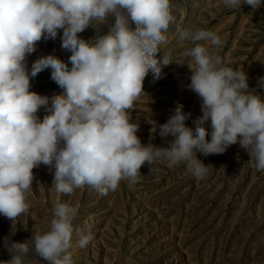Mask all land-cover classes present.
Instances as JSON below:
<instances>
[{"label":"clouds","instance_id":"obj_1","mask_svg":"<svg viewBox=\"0 0 264 264\" xmlns=\"http://www.w3.org/2000/svg\"><path fill=\"white\" fill-rule=\"evenodd\" d=\"M222 2L231 10L249 5L255 11L262 5V0ZM174 22L170 0H0V215L13 221L28 212L33 169L41 165L53 172L57 193L70 195L87 186L102 196L122 181L138 183L143 166L161 161L169 168L184 164L194 178L204 179L208 166L197 152L224 154L237 143L249 154L250 166L264 171V97L249 89L245 71L225 66L210 50L224 44L210 30L178 34L180 44L194 45L182 55L191 58L187 87L201 100L202 115L188 127L191 113L178 103L159 125L161 138L173 137L168 146L142 144L132 111L145 94L149 72L159 80L175 63L170 53L157 57ZM100 24L109 25L106 34L91 40L79 35ZM61 30L68 61L41 56L29 72L27 57ZM46 69L64 90L51 98L50 107L48 97L30 91L31 79ZM258 85L264 87V77ZM41 107L49 112L42 121ZM77 214L78 207L55 205L50 230L32 237L39 261L72 264L68 250L74 232L80 248L94 240L90 230L83 234L74 228ZM8 251L11 258L4 264H31L26 242L11 241Z\"/></svg>","mask_w":264,"mask_h":264},{"label":"rangeland","instance_id":"obj_2","mask_svg":"<svg viewBox=\"0 0 264 264\" xmlns=\"http://www.w3.org/2000/svg\"><path fill=\"white\" fill-rule=\"evenodd\" d=\"M170 5L175 22L157 57L170 53L175 63L163 69L165 75L159 80L149 72L145 94L132 111L142 144L157 147H167L173 140L160 137L159 125L168 121L178 103L191 113L186 126L194 128L193 120L202 115L201 100L187 87L192 61L182 55L194 45L178 42L181 30L203 29L219 35L223 46L210 50L225 66L245 71L249 89L264 97V87L258 85L264 77V0L255 11L249 5L231 10L222 0H170ZM109 25L89 27L79 35L91 40L106 34ZM60 36L62 30L55 40L39 42L27 57L29 72L41 56L53 54L68 61L71 53L61 47ZM30 82V91L48 97L49 107L51 98L64 92L51 79L50 69ZM47 114V107L37 113L41 121ZM197 158L208 166L204 179L194 178L184 164L169 168L161 161L149 166L151 170L143 166L138 183L122 181L117 190L103 196L87 186L70 195L57 193L53 172L44 165L33 169L28 212L13 221L0 215V264L11 258V241L28 244L31 264H46L36 257L32 237L50 230L57 203L78 207L74 228L94 235L87 247L80 248V236L74 232L68 250L72 264H264V171L250 166L249 154L238 143L224 154L197 152Z\"/></svg>","mask_w":264,"mask_h":264}]
</instances>
